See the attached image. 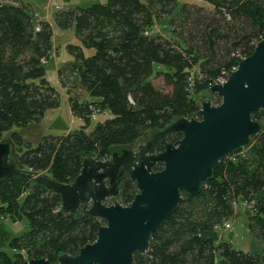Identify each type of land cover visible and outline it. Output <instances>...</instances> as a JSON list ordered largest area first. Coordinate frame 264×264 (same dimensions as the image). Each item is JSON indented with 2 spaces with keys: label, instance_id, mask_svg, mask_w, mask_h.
<instances>
[{
  "label": "trees",
  "instance_id": "16d2710c",
  "mask_svg": "<svg viewBox=\"0 0 264 264\" xmlns=\"http://www.w3.org/2000/svg\"><path fill=\"white\" fill-rule=\"evenodd\" d=\"M199 1L219 17L202 19L187 2L177 8V0H106L57 11L55 25L62 30L72 27L79 40V45L67 44L72 61L58 73L71 113L82 124L66 134L43 135L34 145L12 128L39 122L47 110L59 105L58 93L45 77L52 29L48 22L36 20L24 4L0 1V138L8 136L18 167L0 179V215L11 221L25 219L29 226L19 235L5 233L0 264H23L40 257L55 263L58 255H75L93 242L104 221L82 212L63 213L59 194L35 182L36 176L68 183L79 173L84 157L105 159L110 148L137 147L149 132L180 117L198 118L197 94L222 71L237 66L264 38L262 0L191 2L198 10ZM161 19L168 25L175 19L180 27L189 22L187 30L207 43L210 55L201 59L185 40L153 33ZM218 39L233 41L226 47L216 45ZM216 46L223 48L221 54ZM84 49L93 53L86 56ZM64 74L74 76L89 98L72 96ZM153 77H161L168 89L157 88ZM213 96L218 104L220 98ZM252 118L264 119V108ZM179 138V133L166 137L168 142ZM250 140L243 154L234 152L221 159L196 194H182L174 212L151 234L148 250L134 253L132 264H264V253L235 249L216 239L215 227L230 219L234 203L240 202L253 210L246 224L249 235L264 243V122ZM161 149L157 144L156 150ZM136 192L125 177L116 200L128 205Z\"/></svg>",
  "mask_w": 264,
  "mask_h": 264
},
{
  "label": "water",
  "instance_id": "95a60500",
  "mask_svg": "<svg viewBox=\"0 0 264 264\" xmlns=\"http://www.w3.org/2000/svg\"><path fill=\"white\" fill-rule=\"evenodd\" d=\"M264 8V0H262ZM220 98L212 104L204 91L198 118L180 117L164 128L149 132L144 145L112 147L105 159L86 156L79 173L68 183L38 174L35 182L60 196L63 213L82 212L104 221L93 242L75 255L57 256L55 263L30 258L23 264H132L134 253L144 254L151 234L174 212L182 194H196L221 159L246 147L262 129L252 113L264 108V38L242 58L223 83L208 87ZM205 94L207 101L200 95ZM180 138L168 142L169 134ZM162 149L157 151L156 145ZM9 140H0V179L17 170ZM161 168L155 170V165ZM137 192L128 205L116 197L123 178ZM111 198L112 203H106Z\"/></svg>",
  "mask_w": 264,
  "mask_h": 264
},
{
  "label": "rangeland",
  "instance_id": "374dc122",
  "mask_svg": "<svg viewBox=\"0 0 264 264\" xmlns=\"http://www.w3.org/2000/svg\"><path fill=\"white\" fill-rule=\"evenodd\" d=\"M21 1L23 3L30 2L29 0H21ZM31 1L36 2L35 6H38V8H41L42 4L44 5V2H45V0H31ZM90 1L91 0H87L83 4H88ZM59 2H62V1L59 0ZM177 2H178L177 8L180 7L182 3L184 2L189 3L190 6H188V9L191 12H194L197 16H199L202 19H203V16L211 17L213 14L215 15L214 10L207 3L199 1V4H200L199 6L201 7V9L198 10L196 6L192 5L193 3H191V2H198V0H177ZM215 17L218 18L219 16L215 15ZM190 20H192V18ZM163 23L164 22L162 21V19L157 21L155 26L152 29V32L159 34L163 37L170 38V39L172 37L174 38L179 37L177 39L185 40L188 44L192 45L193 47L194 46L196 47L201 59H204V57L207 54L210 55L207 43L204 42V40H202L201 37L197 33H194V31L192 32V31L187 30L189 27L192 26L191 24H189V22L185 24V27L178 26L175 19L172 20V23L170 25L163 24ZM53 28H54V34L52 37V45L54 46V48L57 49V55L55 57L50 56L47 60V63L44 64V66H45L46 75L49 78L51 85L56 89L58 93L59 105L53 110L46 111L43 118L39 122H31L30 124L24 127L15 126L12 128V130H16L21 134L22 139L25 142L33 144V145L43 135L61 134L65 130L69 132V130L77 127L76 120L71 117L69 109H68L67 90L66 88H62L58 84L57 73L54 70V61L61 60L65 56L66 57L71 56L67 51V44H77L78 40L75 36L74 31L69 33V31H63L62 29L58 28L56 25H54ZM172 28L175 29L176 34L172 33L171 31ZM193 33H194V36L196 37L191 38L190 35H192ZM232 41L233 39H228L227 41L225 39L223 40L218 39L216 40V45L230 47ZM219 49L220 47H217V46L215 47L216 53L221 54L223 51V48L221 50ZM84 53L86 56L91 55L93 53V49H84ZM62 78L65 81L66 86L70 90V94L72 96H78L79 99H82L83 98L82 96L84 95V91L78 88L77 84L75 83L74 76L73 77L68 76V75L66 76L64 74ZM60 80L62 79L60 78ZM152 83L157 88L163 89L165 91L168 89V87L164 85L161 77H155V78L153 77ZM203 91L207 93V95L209 96V101L212 104H216L215 97L213 96L214 94L210 93L208 88ZM207 95L201 94L200 99L202 101H207L208 100ZM196 99L201 103V101L198 99V96H196ZM95 122L96 120H93L91 122L89 129L94 125ZM261 122L263 123L264 119H261ZM149 136L150 135L148 133V136H145L143 139L138 140V142L136 143L137 147H139V145L140 146L144 145L145 140ZM0 140H8V136H6L4 133L3 137L0 138ZM250 142L251 140L249 141L246 147L241 149V152H246V150L249 147ZM11 146L13 148L12 144ZM131 147L134 148L133 146ZM112 201L113 200L109 198L106 200V203L110 204L112 203ZM252 211L253 210L251 206H249L248 204L237 202L235 204V214L230 219H228L231 229L230 230L221 229V230H218V232L223 231L220 234L222 237V240L230 243L232 247L235 249H239L242 251H251L254 253H264V243L254 238L253 239L256 241H252L251 236L249 235L248 230L246 228L247 221L250 219V217L253 214ZM28 228H29L28 222L25 219H22L19 221H11L7 217L2 218V216L0 215V245L3 246L4 239L5 241L7 239V236H6L7 234L8 236L19 235L21 232L27 230ZM2 249L10 253V250L8 249L7 246H4Z\"/></svg>",
  "mask_w": 264,
  "mask_h": 264
},
{
  "label": "crops",
  "instance_id": "0c3cea01",
  "mask_svg": "<svg viewBox=\"0 0 264 264\" xmlns=\"http://www.w3.org/2000/svg\"><path fill=\"white\" fill-rule=\"evenodd\" d=\"M0 1L1 2H6V3H10V4H15V5H17V4H24L25 6H27L28 9L30 8V11L38 17L39 21H41V22H48L50 24L51 29H52V37H53V34H54V28H53V26L55 25L53 18H54V14L57 11H59V10H66V9H70V8H74V7H78V6H80V7L87 6L90 3H92V2L104 3L106 0H91L88 4H83L87 0H61L62 2H59V0H45L44 5L42 4V7L41 8H38V6H35V3L36 2H34V1L32 2L31 0H29L30 2H27V3H23L21 0H16L17 2L15 0H0ZM63 31H69V33H70V32L73 31V28L72 27L71 28H67V29H64ZM77 44L79 45V40H78V43ZM56 55H57V49L54 48V46L52 45V50H51L50 56L55 57ZM47 60L44 61V64L47 63ZM71 61H72V56H68V57L65 56L61 60H55L54 61V70L57 73V81H58L59 86H61L62 88H65V87L63 86V84H62V82L60 80L58 70L61 69V68H63V67H65L66 65H68ZM45 77L48 80L49 84L51 85V83L49 81V78L47 77L46 73H45ZM83 97L85 99L86 98H89L86 93H84ZM67 100H68V95H67ZM53 109H49L47 111H50V110H53ZM68 109H69V112H70L71 117L76 120L77 127H79L82 124L81 123V120L78 119L77 117H75L71 113V110L69 108V103H68ZM103 114H106V113H103ZM99 117H101V115H99ZM74 129H71L69 131H72ZM67 132L68 131L65 130L61 134H66ZM230 229L231 228H229L227 230H230ZM222 232L223 231L217 232V236H216V239L217 240H222V237L220 235ZM251 240L252 241H256L252 237H251ZM249 252H251V251H249ZM251 253H254V252H251Z\"/></svg>",
  "mask_w": 264,
  "mask_h": 264
},
{
  "label": "built area",
  "instance_id": "2783aa9c",
  "mask_svg": "<svg viewBox=\"0 0 264 264\" xmlns=\"http://www.w3.org/2000/svg\"><path fill=\"white\" fill-rule=\"evenodd\" d=\"M34 17L36 20H39L38 17L34 14ZM39 24L37 23L35 25V30H39ZM244 58V57H243ZM242 59V58H241ZM237 66L232 67V69L230 71H222L221 74L215 79V81L213 82V84H217V83H223L226 81L228 75L236 69ZM212 85V84H211ZM209 85V86H211ZM238 154H243V152H241V150L237 151ZM236 203H234L235 206ZM247 204V203H246ZM249 205V204H248ZM250 206V205H249ZM230 228V223L228 220L224 221L221 225H218L215 227L216 230H221V229H229Z\"/></svg>",
  "mask_w": 264,
  "mask_h": 264
},
{
  "label": "flooded vegetation",
  "instance_id": "af4514ba",
  "mask_svg": "<svg viewBox=\"0 0 264 264\" xmlns=\"http://www.w3.org/2000/svg\"><path fill=\"white\" fill-rule=\"evenodd\" d=\"M135 148V147H134Z\"/></svg>",
  "mask_w": 264,
  "mask_h": 264
}]
</instances>
